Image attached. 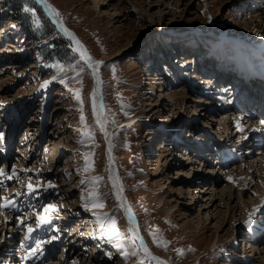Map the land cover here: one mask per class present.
<instances>
[{
    "label": "rangeland",
    "instance_id": "1",
    "mask_svg": "<svg viewBox=\"0 0 264 264\" xmlns=\"http://www.w3.org/2000/svg\"><path fill=\"white\" fill-rule=\"evenodd\" d=\"M48 1L103 61L125 204L159 261L264 264V225L256 224L264 221V140L252 147L254 123L234 105L252 100L260 82L217 78L212 58L236 46L264 63V0ZM56 32L34 0H0V264H159L138 262L141 245L106 174L107 139L88 97L93 77ZM47 211L58 220L45 227ZM94 222L123 247L79 242L98 240L86 229ZM154 229L166 247L153 242Z\"/></svg>",
    "mask_w": 264,
    "mask_h": 264
},
{
    "label": "bare ground",
    "instance_id": "2",
    "mask_svg": "<svg viewBox=\"0 0 264 264\" xmlns=\"http://www.w3.org/2000/svg\"><path fill=\"white\" fill-rule=\"evenodd\" d=\"M36 3H37V1L36 0H34ZM48 5H51L53 8H55L52 4H51V2H49L48 0H47V3H44V7H46L47 8V10H49L50 11V13H51V17H52V19H54V21L56 22V24L62 29V31H63V33H61L62 35L64 34V33H66V34H68L69 32L70 33H72V36H74L75 37V39L76 40H78L79 42H80V44L81 45H83V47L87 50V52H88V54L92 57V60L91 61H88V60H85V59H83L82 57H80V59L82 58L83 60H84V62L83 63H89V64H92L93 65V67H98V69H99V71H98V74H96V75H94L93 74V69H92V74H93V80H92V86H91V88H90V90H89V98H90V105H91V108H92V110H93V99H95V103H96V112H95V114L96 113H99V119H100V121H101V123L103 124V132H104V134H105V137H106V144H107V157H108V169H107V171H106V174H107V176L110 178V180H111V183L113 184V188H114V193H115V196L117 197V194H119V199H117L118 200V202H119V205H118V207L119 208H122V210H124V212H125V219H126V221H128L127 223H129V226H128V229L130 230V229H132V230H134L135 232H136V234L139 236V237H142L143 238V241L141 242L140 240H138V242L140 243L139 244V248H140V245L143 243V244H145V245H147V247H148V249H149V251L151 252V255L152 256H154V257H158L159 258V260H161V258L159 257V255L157 254V253H155L151 248H150V246L148 245V243H147V241H146V239L143 237V235H142V231H141V228H140V222H139V219H138V217H137V215L132 211V210H130L129 211V208H128V206H126V204H128V200H127V197L125 196V193H124V182H123V177H122V175H121V172L118 170V172H117V170L114 168V164L112 163V161H111V154L109 153V151L111 150V153H112V157H113V159H114V154H113V144H112V132H113V130L117 127V124L115 123H112V124H110L109 122H108V119H107V117H106V114H105V111H104V106H103V103H102V88H103V78H102V76H101V74H100V70H101V68H102V63H100L99 65H96V62L97 61H100V62H102V60L99 58V57H95L91 52H90V50L88 49V47L86 46V44L83 42V40L81 39V37L79 36V34H78V32L73 28V27H71L67 22H66V20H64L62 17H60V15H55L51 10H50V8L48 7ZM56 9V8H55ZM65 29H67V31H65ZM69 35V34H68ZM72 36H70V38H72ZM73 39V38H72ZM70 40V39H69ZM71 41V40H70ZM73 41L75 42V40L73 39ZM75 44H76V42H75ZM76 47L78 48V45L76 44ZM81 56V55H80ZM189 59H191V58H189ZM82 61V60H81ZM191 60H189V62H190ZM237 64H238V66L239 67H241V68H243V69H245L244 71H245V78H247V76H248V74L252 71V67L251 66H248V65H250V64H246V62H245V60L244 59H242V57H240V56H238V59H237ZM220 71V73H218V71L216 72V75H217V78H223V77H227L228 78V76H230L229 78V80L231 81V76L233 75V77L235 78V79H237V78H242V76L241 75H239L238 73H235V72H229V71H227V73L223 76L222 74H223V72L221 71V70H219ZM222 73V74H221ZM236 74H238V75H236ZM232 77V78H233ZM245 81H242V84L244 83ZM256 82H260V80L256 77V78H254V79H252V78H249V80H248V82H245V86L246 87H248V88H250V87H254V84L256 83ZM239 83V82H238ZM238 83H236V84H238ZM235 84V85H236ZM256 84H258L257 85V87H255L256 88V92H255V94H254V96H253V98H257L258 96H259V98H261L262 97V94L259 92V90H261L262 89V86H261V82L260 83H256ZM260 87V88H259ZM230 89H227L226 90V92L228 93V91H229ZM236 93H238V92H236ZM232 94V93H231ZM233 95V94H232ZM244 100H245V103H244V106L246 107V108H248L249 107V105L250 106H253L254 104H256V100L253 102V104H252V102H250L249 100H251V99H248V96L247 97H245L244 98ZM263 101H262V104L264 105V98L262 99ZM260 101H258V103H259ZM251 103V104H250ZM261 103V102H260ZM235 105V107L237 108L238 107V109H240V110H242V108H241V106H243L242 104L241 105H239V103H236V104H234ZM239 110V111H240ZM245 110V109H244ZM94 111V110H93ZM238 111V113H241V115H242V112H239ZM247 111V113H245L244 112V115L245 116H247L248 117V120H251V119H253L252 118V115L251 114H249V108L246 110ZM93 113V112H92ZM240 115V114H239ZM243 116V115H242ZM96 117H97V114H96ZM137 116L135 117H132V118H130L129 120H127L126 122H125V125L126 126H131V125H133V124H135L136 123V121H137ZM243 128V127H242ZM252 129V128H251ZM254 130H256V133L254 132L253 134L254 135H256L255 136V138H257L256 139V141H259V133H258V131L260 130L258 127H254L253 128ZM260 132V134H261V131H259ZM262 135H263V130H262ZM246 137V136H245ZM254 138V137H253ZM262 143V142H261ZM256 144V142L254 143L253 142V144H255V145H252V147H255L256 149H261V148H263V145L262 144ZM56 146V145H55ZM54 147H52L51 148V150H52V152H54ZM257 153H258V151H257ZM52 154H54V153H52ZM259 155L260 156H258V158H262L263 160H264V149H261V152L259 153ZM115 161V160H114ZM116 163V162H115ZM117 165V164H116ZM117 169H118V167H117ZM35 203V202H34ZM126 203V204H125ZM135 214V215H134ZM45 216H46V221L47 222H44L45 224H46V226L45 227H48V226H51V225H54V224H56V220H58V217H56V216H54V215H52L51 213H49L48 211L45 213ZM45 219H42V220H45ZM56 219V220H55ZM55 222V223H54ZM256 224H259V226H262V225H264V221H262L261 223H259V222H256ZM255 226V225H254ZM252 226L251 227V230L252 231H255L256 230V232H259V231H257L258 229V227L257 226ZM77 229L75 230V232H74V234L72 235V237H74L75 235H78V234H80V231L81 230H83V228H84V226L83 225H79L78 227H76ZM87 228H89V226H87ZM263 229V228H262ZM261 229V230H262ZM59 230V229H58ZM57 230V231H58ZM105 231V230H104ZM104 231H100V233L99 234H97V236H96V239H98V240H94V239H90V238H87V236H91V234H89V235H86V236H82L83 238L82 239H80L79 240V242H83V244L84 245H87V244H90V243H93V241L94 242H96V243H94L95 244V247H96V251H97V249H99V247H98V245H100V243L101 244H103V243H108L109 241L108 240H110L109 238L111 237V236H109L108 235V240H106L107 239V234H108V232H104ZM256 232H254V233H256ZM131 234H132V232H131ZM251 235H253V234H251ZM255 236V235H254ZM72 240V239H71ZM101 240V241H100ZM103 241V242H102ZM117 242V240L116 241H113L112 243H110V244H114V243H116ZM149 259H151V257H149V256H147L146 254H145V252H144V250H143V247L141 246V250H140V253H139V255H138V262L139 263H143V261L145 260V261H148ZM163 259V258H162ZM155 261V260H154Z\"/></svg>",
    "mask_w": 264,
    "mask_h": 264
},
{
    "label": "snow or ice",
    "instance_id": "3",
    "mask_svg": "<svg viewBox=\"0 0 264 264\" xmlns=\"http://www.w3.org/2000/svg\"><path fill=\"white\" fill-rule=\"evenodd\" d=\"M39 2L47 3V0H39ZM48 7L50 8V10H51L55 15H59V13L57 12V10H56L55 8H53L51 5H48ZM24 11H32V10L29 9V8H25ZM65 31H67V29H65ZM68 34H69V36H72V33L69 32ZM72 38L75 40L76 44L78 45L77 51L80 52L81 57H82L83 59H85V60L91 61V60H92V57L88 54L87 50L83 47V45H81L80 42H79L78 40H76L74 36H72ZM100 63H102V62L97 61V62H96V65H99ZM89 67H93V65H92V64H89ZM98 71H99L98 67H93V74H94V75L98 74ZM61 82L63 83V81H61ZM76 91H77V96H76V98H77V99H80L79 90H76ZM93 110H94V112H96V103H95V99H93ZM96 114H97V121H96V122H97V124H100L101 129H103V124L101 123V121H100V119H99V113H96ZM81 118L84 119L83 116H82ZM85 134H86V135H89V136L91 135V133H88V132H86ZM2 138H3V133H0V139H2ZM88 155H89V154H86V157H85L86 159L88 158ZM85 170H87V168H86ZM2 174H3V172L0 171V175H2ZM9 178H11V177H9ZM230 179H231V178H230ZM48 187H53V185L49 184ZM28 188H29L30 191L33 190V186H32L31 183H29ZM90 195L95 196V199H96V200H100V199H102V197H100L99 195L95 194V191H93V193H90ZM117 199H119V194H117ZM93 206H94V207H103L102 203H95ZM50 207H53V208H54L55 206H50ZM129 211H130V209H129ZM44 222H47L46 219H45V220H39V223H44ZM248 222H249V223L251 222V214L249 215V221H248ZM29 231H32V229L30 228ZM110 231H111V232H112L117 238L119 237L120 234H119V230L115 227V220H112V227H111ZM129 231L132 232V237H131V238H132V241H133L134 244H135V241H136V240H140L141 242L143 241V238H142V237H139V236L136 234V232H135L134 230L130 229ZM158 232H159V229H154V230L150 233V234L152 235V237H153V242L157 243L158 245H163V246L166 247V242H164V241L162 240V238H160V237L157 235ZM141 246L143 247V250H144V252H145V254H146L147 256L151 257V259H154V260H158V261H159V258H158V257H154V256L151 255V252L149 251L147 245H145V244L142 243ZM116 247H117V248H122L123 245H122V243L117 242ZM177 251H178V252H181L182 250H179V249H178ZM125 255L127 256L128 253L125 252ZM132 255H135V253L133 252ZM159 264H165V262H163V261H159Z\"/></svg>",
    "mask_w": 264,
    "mask_h": 264
},
{
    "label": "water",
    "instance_id": "4",
    "mask_svg": "<svg viewBox=\"0 0 264 264\" xmlns=\"http://www.w3.org/2000/svg\"><path fill=\"white\" fill-rule=\"evenodd\" d=\"M36 1H37V4L41 5L42 9L46 12V14L48 15V17L50 18V21L55 25L56 30L59 31V32H61V33H63L62 29L56 24V22L54 21V19H52V17H51L52 15H51L50 11L47 10L46 7H44V3L39 2V0H36ZM63 35H64L66 38L70 39L71 42L73 43V45L76 47L75 42L73 41L72 38H70V36H69L68 34L64 33ZM76 49H77V47H76ZM79 53H80V52H79ZM86 65H89V63H86ZM90 68L93 69V67H90ZM103 134H104V133H103ZM109 153L111 154V161H112V163L114 164V168H115V169L117 170V172H118L117 165H116V163H115V161H114V159H113V157H112L111 150L109 151ZM157 261H158V260H157Z\"/></svg>",
    "mask_w": 264,
    "mask_h": 264
},
{
    "label": "trees",
    "instance_id": "5",
    "mask_svg": "<svg viewBox=\"0 0 264 264\" xmlns=\"http://www.w3.org/2000/svg\"><path fill=\"white\" fill-rule=\"evenodd\" d=\"M39 8V7H38ZM40 12H41V14H43L42 13V11H41V9H40ZM44 16V15H43ZM45 17V16H44ZM46 19V18H45ZM56 35H57V37H58V40L61 42H58V43H60V44H63V43H67L69 46L71 45L70 44V42H69V40L67 39V38H65L64 36H62L59 32H56Z\"/></svg>",
    "mask_w": 264,
    "mask_h": 264
}]
</instances>
